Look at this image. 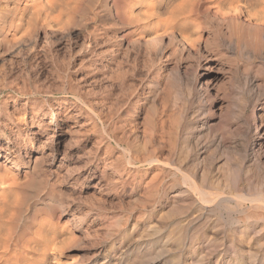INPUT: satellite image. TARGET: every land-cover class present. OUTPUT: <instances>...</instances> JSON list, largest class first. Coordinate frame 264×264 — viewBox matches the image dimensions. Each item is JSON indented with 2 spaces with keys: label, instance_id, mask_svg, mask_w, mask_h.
<instances>
[{
  "label": "rangeland",
  "instance_id": "obj_1",
  "mask_svg": "<svg viewBox=\"0 0 264 264\" xmlns=\"http://www.w3.org/2000/svg\"><path fill=\"white\" fill-rule=\"evenodd\" d=\"M116 1L86 0L60 30L17 32L8 22L23 1L0 0V195L19 228L47 220L68 235L56 264H130L160 250L153 231L178 176L142 161L166 154L162 116L174 127L183 111L190 128L180 136L197 122L236 143V116L219 118L246 83L263 105L247 114L264 120V30L238 29L201 1L192 45L169 31L161 60L149 63L140 43L123 38L134 27L116 16Z\"/></svg>",
  "mask_w": 264,
  "mask_h": 264
},
{
  "label": "bare ground",
  "instance_id": "obj_2",
  "mask_svg": "<svg viewBox=\"0 0 264 264\" xmlns=\"http://www.w3.org/2000/svg\"><path fill=\"white\" fill-rule=\"evenodd\" d=\"M22 1L15 20L8 22L9 29L17 32L25 27L28 31L29 26L60 30L73 22L86 2ZM201 1L205 0H117L114 8L119 9V19L134 27L123 38L129 44L140 43L146 60L155 63L162 57L161 41L170 40L169 31L179 30L181 46L195 41L196 25L190 20ZM206 1L224 22L255 34L264 30V0ZM245 86L232 92L237 101L229 100L219 114L222 124L236 116V143L228 142L222 131H207L197 122L190 124L193 131L180 136L189 127L182 110L175 113L174 127L166 114L158 120L161 149L166 154L160 158L150 153L140 163L173 171L178 176L176 194L153 231L162 234L160 250L154 255L146 251L130 264H146L157 256L168 257L165 264H264V120L260 113L247 114L263 105L258 90L247 91ZM157 94L152 91L146 100L153 101ZM166 105L170 113L169 100L164 102V110ZM189 135L190 140L185 137ZM6 204L0 195V264H56L68 235L47 220L37 221L32 228H19ZM167 221L173 228L167 227Z\"/></svg>",
  "mask_w": 264,
  "mask_h": 264
}]
</instances>
